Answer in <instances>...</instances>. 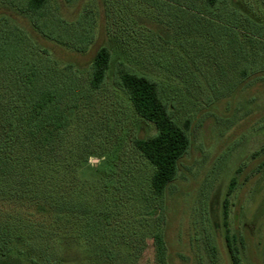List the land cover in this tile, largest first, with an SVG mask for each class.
Listing matches in <instances>:
<instances>
[{"label":"rangeland","instance_id":"obj_1","mask_svg":"<svg viewBox=\"0 0 264 264\" xmlns=\"http://www.w3.org/2000/svg\"><path fill=\"white\" fill-rule=\"evenodd\" d=\"M49 6L68 23L94 22L91 46L81 53L44 39L26 15L0 1V24L10 32L2 41L0 27V56L18 59L24 30L58 64H73L83 89L96 50L107 46L111 58L104 85L68 109V130L51 142L47 162L68 167V193L60 195L67 217L51 222L33 208L45 203V191L37 179L22 184L19 165L0 178V228L20 234L0 264H30V257L37 264H157L155 233L164 238V264H232L222 202L233 177L228 234L240 264H264V73L241 76L250 47L253 54L264 47V0H215L211 7L199 0H49ZM119 62L157 80L176 121H188L189 148L158 201L148 189L151 166L132 143L154 127L114 84ZM23 146L20 153H29Z\"/></svg>","mask_w":264,"mask_h":264},{"label":"trees","instance_id":"obj_2","mask_svg":"<svg viewBox=\"0 0 264 264\" xmlns=\"http://www.w3.org/2000/svg\"><path fill=\"white\" fill-rule=\"evenodd\" d=\"M0 1L9 3L21 14L26 15L44 39L55 41L77 52H85L97 35L94 22L83 27L82 24L68 23L58 15L56 9L50 8L49 0ZM199 2L201 6L207 4L211 7L215 0ZM0 27L4 41L9 26L1 23ZM19 31L22 54L18 59L8 55L0 56V178L8 176L11 166L19 165L25 170L22 184H31L37 179L43 187L40 188L45 191L47 201L44 200V204L34 205L33 208L49 213L48 216L52 217L53 222L67 217L69 205L68 202L62 201L60 196L68 193V167H52L51 162H47L52 155L51 142L57 143L68 130V109L79 104L87 93H93L104 85L111 54L104 45L96 50L88 66L87 84L83 89L78 83V74L73 64H58L46 48L33 44L24 30ZM253 52L250 47V65L248 69L241 71L242 77H250L257 71L261 76L264 73V47L256 54ZM113 81L125 94L134 112L154 127L153 134L134 138L132 143L139 155L151 166L148 189L151 198L158 201L175 179L179 161L189 148L188 121L183 125L176 121L169 103L161 93L159 82L154 78L119 62ZM23 144H28L29 153H20L19 145L24 147ZM44 159L46 162H43ZM54 175L58 182L53 180ZM48 184L50 190L46 189ZM234 186L233 177L222 202L224 240L231 263L240 264L237 247L232 241V236L228 234L226 223L227 197L232 193ZM56 197L60 199L57 200ZM19 238L20 234L16 231L13 230L10 234L6 228H0V258L9 257L11 244ZM153 238L156 262L164 264V238L160 233H155ZM28 261L30 264H37L35 258L30 257Z\"/></svg>","mask_w":264,"mask_h":264}]
</instances>
